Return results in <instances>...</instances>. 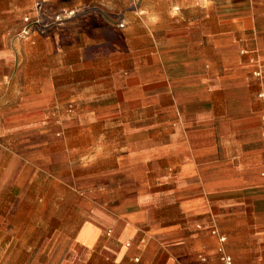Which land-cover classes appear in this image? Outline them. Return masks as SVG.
Returning <instances> with one entry per match:
<instances>
[{
  "label": "crops",
  "instance_id": "crops-1",
  "mask_svg": "<svg viewBox=\"0 0 264 264\" xmlns=\"http://www.w3.org/2000/svg\"><path fill=\"white\" fill-rule=\"evenodd\" d=\"M220 247L264 264V0H0V264Z\"/></svg>",
  "mask_w": 264,
  "mask_h": 264
},
{
  "label": "built area",
  "instance_id": "built-area-1",
  "mask_svg": "<svg viewBox=\"0 0 264 264\" xmlns=\"http://www.w3.org/2000/svg\"><path fill=\"white\" fill-rule=\"evenodd\" d=\"M71 16H73V13H69L66 17L46 16L44 14L42 6L38 4L35 8V15L27 16L23 19L20 33L23 36H28L35 31L45 33L50 26L61 25L66 19L70 18ZM220 241L223 243L225 241V238H221ZM219 260L221 264H235L233 257L226 253L224 247L219 248Z\"/></svg>",
  "mask_w": 264,
  "mask_h": 264
},
{
  "label": "rangeland",
  "instance_id": "rangeland-1",
  "mask_svg": "<svg viewBox=\"0 0 264 264\" xmlns=\"http://www.w3.org/2000/svg\"><path fill=\"white\" fill-rule=\"evenodd\" d=\"M239 14H240L241 16H242V15H246V14H248L247 6H240Z\"/></svg>",
  "mask_w": 264,
  "mask_h": 264
}]
</instances>
